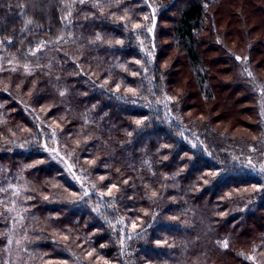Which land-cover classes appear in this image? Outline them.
I'll list each match as a JSON object with an SVG mask.
<instances>
[{"label": "trees", "instance_id": "trees-1", "mask_svg": "<svg viewBox=\"0 0 264 264\" xmlns=\"http://www.w3.org/2000/svg\"><path fill=\"white\" fill-rule=\"evenodd\" d=\"M94 1L0 0V194L12 198L19 185L16 196L34 216L32 264H254L247 251L264 258V180L225 151L263 148L264 133L257 93L217 23L224 0ZM170 47L179 54L165 62ZM180 57L208 84L206 100L221 87L212 67L235 71L227 84L252 109L244 124L254 137L221 136L211 117L196 121L202 133L194 134L178 114L196 107L183 102L189 90L177 100L168 90ZM44 111L94 188L40 145Z\"/></svg>", "mask_w": 264, "mask_h": 264}, {"label": "rangeland", "instance_id": "rangeland-1", "mask_svg": "<svg viewBox=\"0 0 264 264\" xmlns=\"http://www.w3.org/2000/svg\"><path fill=\"white\" fill-rule=\"evenodd\" d=\"M105 1L114 0H96L94 3H103ZM150 2V1H149ZM220 9L217 12V23L220 31L225 34L224 43L226 44L229 51L234 54V56L239 57L241 61V71L243 75L248 80L247 82L251 84L257 93L258 97V107L261 117V124L264 133V0H224L220 5ZM150 7L151 3H150ZM154 10V9H153ZM151 9V11L153 12ZM242 15V17L238 14ZM243 18V19H242ZM154 22L156 18H153ZM247 31V36L245 35V30ZM253 39L255 45L253 46L254 51L250 53L248 47V41L245 38ZM164 43L171 40L169 38H164ZM251 47V46H250ZM249 48V49H248ZM178 49L170 47L168 51V56L164 60L165 62H172L178 55ZM210 57L218 56L217 52L209 53ZM253 55V60L250 56ZM2 60V59H1ZM0 61V67H1ZM224 64L214 65L211 70V75H215L214 85L221 83V87H216L217 95L213 99H208L207 95L210 94L208 89V84L204 82L202 78L196 79L195 71L191 68L190 63L185 58H178L173 65L171 84L169 85V95L174 99H179L185 91L189 90V102L188 98L183 100L184 103H194L196 107L187 108L184 111H180L178 114L181 119L190 125L194 134H198L199 125L196 121L208 120L209 117L213 119V127L218 128L221 131V136L224 132L233 133L234 135H250L254 137L253 130L247 127L244 123L251 120L252 109L249 108V104L244 101L241 94L237 92V89L231 87V78L234 76L232 69H229ZM196 80L202 84L204 90L199 91L198 84ZM223 85V86H222ZM31 92H27V95ZM207 94V95H206ZM44 123L40 121V133L42 138L40 140V145L43 149L47 150L51 158L63 166L69 176L76 180L80 185L88 186L90 189L94 188V184L89 180L88 177L81 174V170L76 171V159L73 155L72 149L67 147L64 140L59 138L60 131L53 128L58 125L54 121V117L47 119L46 112L44 111ZM49 126H45L43 124ZM45 126V127H43ZM202 126V125H201ZM204 126V125H203ZM57 128V126H55ZM212 129V128H210ZM214 131V130H213ZM59 132V133H58ZM61 134V133H60ZM225 136V135H224ZM236 139V138H235ZM204 142V143H202ZM199 141L198 145L205 149V144L207 141ZM264 143V142H263ZM208 148V146H207ZM71 149V150H70ZM249 151L246 153L240 152L239 149L231 151L225 149L229 154L230 159L236 162L239 166L246 167L252 173H257L259 178L264 180V147L262 145L259 147H249ZM209 150H206L208 152ZM16 181V180H14ZM90 182V183H89ZM20 185L24 188L27 187V182L22 180ZM19 186V185H17ZM16 184L13 195L11 198L8 194L1 196L0 202L6 204L7 208L4 210V220L8 223L6 231V254H5V264H32L35 260V250L31 249L32 235L34 234V216L29 211L26 206L25 199H19L16 193L19 195L21 192L17 190ZM4 189V187L2 188ZM11 189V188H10ZM98 189V187H95ZM254 189H256L254 187ZM9 198V199H8ZM76 198V197H75ZM1 209V206H0ZM124 223L129 222L128 229L133 231V228H137L135 222L131 218L124 215ZM69 247L70 255L74 258H80L76 252H73L70 247V240L63 243ZM243 245V244H242ZM243 246H247L244 244ZM254 264H264L263 255L258 251H247L243 254ZM89 255L82 256L86 258ZM230 260V259H229ZM231 264H234L233 262Z\"/></svg>", "mask_w": 264, "mask_h": 264}, {"label": "snow or ice", "instance_id": "snow-or-ice-1", "mask_svg": "<svg viewBox=\"0 0 264 264\" xmlns=\"http://www.w3.org/2000/svg\"><path fill=\"white\" fill-rule=\"evenodd\" d=\"M81 2H83V0H81ZM237 59H239V57H237ZM224 246L227 247V244H225Z\"/></svg>", "mask_w": 264, "mask_h": 264}]
</instances>
